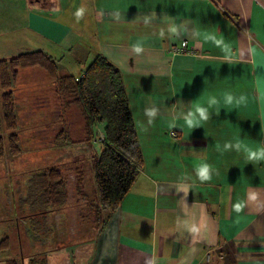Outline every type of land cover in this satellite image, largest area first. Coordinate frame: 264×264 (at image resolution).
I'll use <instances>...</instances> for the list:
<instances>
[{
	"label": "crops",
	"instance_id": "crops-1",
	"mask_svg": "<svg viewBox=\"0 0 264 264\" xmlns=\"http://www.w3.org/2000/svg\"><path fill=\"white\" fill-rule=\"evenodd\" d=\"M20 11L49 46L63 44L64 29L74 31L79 71L97 54L119 70L144 161L109 218L90 202L83 161L54 165L82 171L87 200L70 183L76 205L69 187L67 203L47 212L69 232L60 235L66 250L47 264H264V157L249 159L237 147L264 152V0H0V21ZM183 43L187 51L175 52ZM34 67L20 69L33 74ZM47 75L54 125L35 123L37 134L71 130L66 120L74 117L82 135L78 110L61 109ZM29 89L45 110V93ZM197 100L203 119L192 108ZM193 116L198 123L188 127ZM200 166L208 167L207 180Z\"/></svg>",
	"mask_w": 264,
	"mask_h": 264
},
{
	"label": "trees",
	"instance_id": "trees-1",
	"mask_svg": "<svg viewBox=\"0 0 264 264\" xmlns=\"http://www.w3.org/2000/svg\"><path fill=\"white\" fill-rule=\"evenodd\" d=\"M32 66L44 69L54 80L59 106L63 111L72 106L78 110L82 137L77 141L97 140L100 143V150L94 161L93 179L99 206L109 212L107 217L109 218L129 192L144 163L119 70L100 54H97L85 69L79 71L77 76L58 74L56 60L40 50L1 59L0 158L5 155L3 131L8 132L5 137L8 154L15 156L20 152L19 137L16 133L18 116L10 88L18 76V69ZM98 126H101V129L97 128ZM97 129L101 130L99 131L103 135L102 140L98 138ZM70 134L69 128H62L54 135L53 143H60L66 139L74 142ZM74 171L77 172L74 182L75 193L80 201H86L83 173L78 169ZM70 183L69 176L54 166L33 173L30 177L27 195L20 199L29 207L30 213L26 217L36 216V220H29L30 231L36 238L39 236L38 233L46 236L48 230L46 220L42 219V216L45 218L44 214L48 211L61 208L67 203ZM8 244L7 237L1 240L0 250L7 248ZM43 253L31 254L27 261L11 258L5 260L4 264H47Z\"/></svg>",
	"mask_w": 264,
	"mask_h": 264
},
{
	"label": "rangeland",
	"instance_id": "rangeland-1",
	"mask_svg": "<svg viewBox=\"0 0 264 264\" xmlns=\"http://www.w3.org/2000/svg\"><path fill=\"white\" fill-rule=\"evenodd\" d=\"M17 8L18 4L15 6V10ZM20 10H22V7H20ZM23 13V11H20L16 13L15 17L0 21V60L9 59L24 52L34 51L37 50L34 48L42 46L44 50L50 51V56L57 61L56 64L59 66L58 74L65 71L69 74L77 75L80 70L76 61L77 55L70 48L74 31L64 29L63 44L59 45V43L56 44L54 41L52 42L53 45L50 44L49 46L36 29H28L23 19ZM13 14L14 12L12 16ZM61 29L59 37H61ZM53 37H55L54 34ZM18 71V76L10 88L14 95L16 114L18 116V127L16 129L20 148L18 155L8 154L7 139L5 138L8 132L3 131L2 133L5 155L0 158V241L7 237L9 244L7 248L0 250V264H4L5 260L11 258L26 260L31 254L46 249L48 250L47 260L51 262L54 258L53 253L60 254L67 248L65 241H60L62 232L67 235L69 233L66 230L65 223L63 224V229H60L59 225H56L54 217L47 213L44 214L45 218L42 216V219L46 220L45 224L48 228L46 236L38 233L39 236L37 238H33L34 235L32 238L30 237L29 220H36V216L26 217L30 213L29 207L26 203H22L20 198L26 197L29 188L28 181L33 173L41 172L50 166H59L61 162L79 161L80 165V161H83L81 164L84 168L85 190L88 193L91 204L99 205L93 179V168L95 156L100 150V143L97 140L77 142V139L82 137V135L73 130L75 127L74 117L66 120L68 126L71 124L70 138L74 142H69L66 139L60 143H53L54 132L56 131L37 134L38 127L35 126V123L43 124V128L46 130L54 125V117L51 112L54 111L55 100L53 92H51V95L49 94V86H51L48 84L49 77L44 70L38 67H34L31 70L33 74L28 73L29 69H19ZM28 88H36V91L45 93L46 100H49V105L46 106L45 110L38 109L44 98L40 99L41 96L34 95L32 92L28 94V91L26 92ZM32 89L29 90L32 91ZM39 141L44 142L42 144L38 143ZM64 174L67 177L69 176L71 184L74 185L77 172L75 173L70 166H65ZM73 185L70 187L69 199V204L72 206L77 203ZM39 220L41 219L39 218ZM44 230L46 229L44 228ZM44 240L47 241V248L42 245ZM68 258L70 259V257Z\"/></svg>",
	"mask_w": 264,
	"mask_h": 264
},
{
	"label": "clouds",
	"instance_id": "clouds-1",
	"mask_svg": "<svg viewBox=\"0 0 264 264\" xmlns=\"http://www.w3.org/2000/svg\"><path fill=\"white\" fill-rule=\"evenodd\" d=\"M84 14V9L80 8L76 11L75 16L77 17V19H80L83 17ZM205 39L207 38L206 34H205ZM136 52L141 51L139 48L135 49ZM259 87L261 88V90H264V84H261L260 82H258ZM262 93H264V91H262ZM201 100H197L194 101L192 103V108L194 110V112L199 113L200 117L203 119L204 118V109L201 107ZM148 115H151V113H149ZM188 127H192L194 124L198 123V121L195 120V117L193 116L192 118L188 119L186 121ZM237 147L242 150L243 152H245L248 156L249 159H260L261 157H264V152H261L259 150H253V148L243 142H237ZM258 149V146L255 148ZM208 167L205 166H200L198 168V176L200 178L201 181L203 180H207L208 179ZM252 199H255V197H252ZM243 208V205L241 203H237L233 206V210L237 213H239Z\"/></svg>",
	"mask_w": 264,
	"mask_h": 264
},
{
	"label": "built area",
	"instance_id": "built-area-1",
	"mask_svg": "<svg viewBox=\"0 0 264 264\" xmlns=\"http://www.w3.org/2000/svg\"><path fill=\"white\" fill-rule=\"evenodd\" d=\"M174 51H175V52H186L187 49L185 48V45H184V43H183L182 46H181L180 48L175 47V48H174ZM98 138H99L100 140H102L103 135H102L101 132H98Z\"/></svg>",
	"mask_w": 264,
	"mask_h": 264
},
{
	"label": "flooded vegetation",
	"instance_id": "flooded-vegetation-1",
	"mask_svg": "<svg viewBox=\"0 0 264 264\" xmlns=\"http://www.w3.org/2000/svg\"><path fill=\"white\" fill-rule=\"evenodd\" d=\"M29 234H30V237H31V238H32V236L34 235V234H32L31 232H30ZM34 237H35V236H34ZM34 237H33V238H34ZM35 238H36V237H35Z\"/></svg>",
	"mask_w": 264,
	"mask_h": 264
},
{
	"label": "snow or ice",
	"instance_id": "snow-or-ice-1",
	"mask_svg": "<svg viewBox=\"0 0 264 264\" xmlns=\"http://www.w3.org/2000/svg\"><path fill=\"white\" fill-rule=\"evenodd\" d=\"M262 91H264V90H262Z\"/></svg>",
	"mask_w": 264,
	"mask_h": 264
}]
</instances>
